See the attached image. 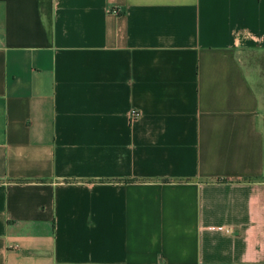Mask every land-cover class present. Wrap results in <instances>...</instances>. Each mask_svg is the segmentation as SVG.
Returning a JSON list of instances; mask_svg holds the SVG:
<instances>
[{
	"label": "crops",
	"instance_id": "crops-1",
	"mask_svg": "<svg viewBox=\"0 0 264 264\" xmlns=\"http://www.w3.org/2000/svg\"><path fill=\"white\" fill-rule=\"evenodd\" d=\"M0 264H264V0H0Z\"/></svg>",
	"mask_w": 264,
	"mask_h": 264
},
{
	"label": "built area",
	"instance_id": "built-area-1",
	"mask_svg": "<svg viewBox=\"0 0 264 264\" xmlns=\"http://www.w3.org/2000/svg\"><path fill=\"white\" fill-rule=\"evenodd\" d=\"M138 113H139L138 110L133 109V110L130 112V116H131V118H134L135 116H137Z\"/></svg>",
	"mask_w": 264,
	"mask_h": 264
}]
</instances>
